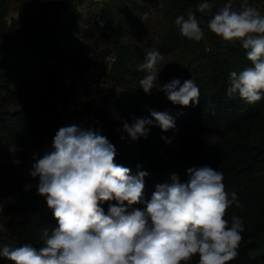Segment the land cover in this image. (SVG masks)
<instances>
[{"label": "rangeland", "instance_id": "374dc122", "mask_svg": "<svg viewBox=\"0 0 264 264\" xmlns=\"http://www.w3.org/2000/svg\"><path fill=\"white\" fill-rule=\"evenodd\" d=\"M202 2L0 0V224L6 229L0 246H40V230L56 225L45 197L37 194L39 179L29 171L33 155L51 147L60 127L77 124L100 130L117 150L134 157L148 153L160 162L176 156L178 140L188 154H205L201 166L224 178L252 162L239 197L243 207L225 216L229 226L234 214L244 223L238 255L228 264H264V98L252 116L226 132L182 128L175 119L168 132L153 120L147 136L135 141L123 131V122L152 119L151 111L170 114L165 93L154 88L145 94L139 86L144 73L138 66L148 51L164 57L157 65L161 87L192 79L202 95L216 91L219 81L228 84L231 71L251 66L238 41L225 42L207 28L227 0H209L207 14L196 11ZM242 3L233 0L237 9ZM249 3L264 15V0ZM189 12L204 30L199 42L182 37L175 25L177 16ZM193 107L182 108L192 113ZM0 264L13 262L0 257ZM189 264H198V256Z\"/></svg>", "mask_w": 264, "mask_h": 264}, {"label": "clouds", "instance_id": "9594fccd", "mask_svg": "<svg viewBox=\"0 0 264 264\" xmlns=\"http://www.w3.org/2000/svg\"><path fill=\"white\" fill-rule=\"evenodd\" d=\"M212 4L203 0L196 11L207 14ZM180 35L199 42L205 33L194 13L175 18ZM207 28L225 42L238 41L246 50L249 67L231 71L226 94L249 105L264 98V15L243 0L239 9L227 0L211 17ZM164 57L150 50L138 71L144 73L139 86L165 93L174 105L195 106L200 89L192 79L182 84L172 79L157 83L158 62ZM152 119L123 122V131L135 141L146 137L153 120L162 132L175 129L167 112L151 111ZM118 118V117H117ZM123 139V137H122ZM167 143H171L167 140ZM115 146L98 129L77 124L60 127L42 155H33L29 176L39 179L37 194L45 197L56 225L40 230V247L0 246V257L13 264H228L238 255L244 223L229 207L242 208L235 192L225 190L224 175L209 166L187 169L186 182L177 174L157 184L145 200L146 172L131 170L115 162ZM114 201L115 203H110ZM109 202L107 213L101 206ZM142 204L143 209L134 205ZM2 212V206H0ZM6 229L0 224V232Z\"/></svg>", "mask_w": 264, "mask_h": 264}, {"label": "trees", "instance_id": "16d2710c", "mask_svg": "<svg viewBox=\"0 0 264 264\" xmlns=\"http://www.w3.org/2000/svg\"><path fill=\"white\" fill-rule=\"evenodd\" d=\"M216 91L200 94L199 103L193 107V112L183 109L180 105L169 103V111L172 117L178 122L179 126L186 129L202 127L209 129L211 133L226 132L238 128L246 119L257 111V104L249 105L233 95L226 94L228 84L219 81ZM178 141V140H177ZM174 143L176 156L165 162H160L151 154L134 157L117 150L115 162L131 170V175L135 176L138 172H146L144 177L145 200L151 198L155 186L160 183L168 182L170 174H177L181 182L187 180V169L190 167H201L202 163L207 162L205 154H188L185 146ZM253 163L248 162L239 166L232 175L224 178L225 190L228 193L235 192L237 198L245 191L246 179L250 177ZM240 201V200H239ZM113 203V202H110ZM109 202L101 206L107 213ZM142 208L144 205L139 204ZM235 205L229 207L227 212L236 210ZM28 240V239H27ZM29 242V241H28ZM35 247H40L38 243H32Z\"/></svg>", "mask_w": 264, "mask_h": 264}]
</instances>
